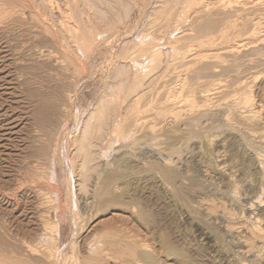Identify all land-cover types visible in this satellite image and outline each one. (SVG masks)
<instances>
[{"label":"rangeland","instance_id":"1","mask_svg":"<svg viewBox=\"0 0 264 264\" xmlns=\"http://www.w3.org/2000/svg\"><path fill=\"white\" fill-rule=\"evenodd\" d=\"M100 1L0 0V54L12 53L18 78L4 103L22 99L8 114L36 108L46 90V117L57 122L47 123L51 143L34 123L12 135L6 160L0 153V185L21 204L28 186L41 187L51 202L46 219L62 233L53 259L42 245L32 255L21 246L42 230L5 208L0 255L16 264H150L149 256L155 264H264V0ZM245 97L251 107L239 101ZM104 103L121 105L116 136L108 129V138L95 140L113 144L88 175L80 171L77 129L94 123Z\"/></svg>","mask_w":264,"mask_h":264},{"label":"bare ground","instance_id":"2","mask_svg":"<svg viewBox=\"0 0 264 264\" xmlns=\"http://www.w3.org/2000/svg\"><path fill=\"white\" fill-rule=\"evenodd\" d=\"M29 1V0H28ZM53 1V0H52ZM92 1V0H91ZM98 1V0H97ZM100 1V0H99ZM167 2H168V0H166ZM165 1V2H166ZM174 1H176L177 2V0H174ZM174 1H171L172 3H174ZM181 1V0H180ZM179 1V2H180ZM189 0H182L181 2L184 4V6H185V3L187 4V2H188ZM26 2V1H25ZM33 2V1H32ZM31 2V3H32ZM87 2H89V1H87ZM96 2V1H95ZM119 2V1H118ZM175 2V3H176ZM180 2V3H181ZM47 3V2H46ZM50 3V2H49ZM48 3V4H49ZM92 4H93V2H91ZM90 3V4H91ZM97 3H99V2H97ZM96 3V4H97ZM100 3H101V1H100ZM182 3L181 4H179L178 2H177V4H179V5H182ZM9 4V3H8ZM66 4V3H65ZM119 4H121L120 2H119ZM168 4V3H167ZM10 5V4H9ZM27 5V4H26ZM33 5V4H32ZM57 5V4H56ZM82 5V4H81ZM169 5H171V4H169ZM34 6H35V4H34ZM49 6V5H48ZM83 6V5H82ZM174 6V5H173ZM18 7V6H17ZM25 7V6H24ZM96 7V6H95ZM23 8V7H22ZM33 8V7H32ZM48 8V7H47ZM46 8V9H47ZM113 8V7H112ZM175 8V7H174ZM180 8V7H179ZM22 10H24V9H22ZM50 10V9H49ZM52 10V9H51ZM55 10H57V9H55ZM58 11V10H57ZM85 11V10H84ZM46 12H47V10H46ZM54 12V11H53ZM69 12V11H68ZM98 12V11H97ZM58 13H59V11H58ZM63 13V12H62ZM106 13V12H105ZM46 14V13H45ZM50 14L51 15H54L53 13H51V11H50ZM68 14V13H67ZM47 15V14H46ZM63 15V14H62ZM89 15V14H88ZM96 15V14H95ZM103 15V14H102ZM55 16H56V14H55ZM84 16V15H83ZM82 16V17H83ZM69 18V17H68ZM92 18V17H91ZM22 19V18H21ZM52 19H53V17H52ZM59 19V18H58ZM30 20V19H29ZM49 20V19H48ZM60 21V20H59ZM88 22H89V20H88ZM15 25V24H14ZM55 25V24H54ZM9 27V26H8ZM76 27V26H75ZM55 28H56V26H55ZM58 28V27H57ZM41 29V28H40ZM66 30V29H65ZM88 31V30H87ZM64 34V33H63ZM70 35V34H69ZM77 36V35H76ZM65 37V36H64ZM40 38V37H39ZM56 38V37H55ZM88 38V37H87ZM28 39V38H27ZM92 39V38H91ZM32 40V39H31ZM89 41H90V39H89ZM56 42V41H55ZM94 42V41H93ZM67 43V42H66ZM74 43V42H73ZM76 45V44H75ZM84 46H85V44H84ZM83 46V47H84ZM1 47H2V45H1ZM64 47V46H63ZM70 47V46H69ZM73 47V46H72ZM2 48H5V47H2ZM7 48V47H6ZM68 48V47H67ZM71 48V47H70ZM39 49V48H38ZM67 50V49H66ZM1 51H2V49H1ZM43 51V50H42ZM51 51V50H50ZM50 51H48V52H50ZM4 52V51H3ZM7 52H9V51H7ZM5 53H6V51H5ZM80 53V52H79ZM155 53V52H154ZM153 53V54H154ZM4 54V53H3ZM3 54H0V153H2L3 154V158L2 159H4V160H6L5 158H6V156L7 155H9L10 153L9 152H7L8 151V142L9 141H11L13 138H11L12 137V135H17V134H19L20 132V130L25 126H30V124L32 125L33 123L34 124H36V125H34L36 128L38 127L40 130H38V131H42L46 136H47V139L49 140V142L51 143V141H52V139H53V136H54V131L52 130L51 131V129H49L50 127L49 126H51L50 124H54V123H57V122H54L52 119H49V118H47L46 116L48 115L49 117H50V115L46 112L47 111V107L48 106H50V105H48V101H46L47 100V98L45 99L44 97H46L48 94H49V92H47V93H45L46 92V90H43L44 91V93L43 94H41V95H44V94H47L46 96H41V97H39V96H37V98L39 97L40 99H38L37 101H39V102H37L38 103V105L36 106V108H34V109H31V107H29L30 108V111H27V110H25V111H27L26 113H25V111H23V113L22 112H20L19 110H18V112H17V114H16V112H15V114L14 115H10V114H8V112L12 109L11 107H13V105H11V102L12 101H14V103H16V101H17V105H19L18 103H20V102H22L21 100H19L20 99V97H19V99H18V96L17 97H14V98H11V102L9 103V104H5L6 102V95L8 94L7 93V91L9 90V91H11L10 89H13L14 88V90H15V86L18 84V78H16L17 76H16V74H14L13 73V67L11 66V64H12V60H13V57H12V53H11V56H10V53H8L7 55H3ZM53 54V53H52ZM66 54V53H65ZM1 55H3V56H1ZM43 55H45V57H50L51 55L49 54V53H43ZM55 55V54H54ZM69 55V54H68ZM78 55V54H77ZM10 56V57H9ZM194 56V55H193ZM204 56V55H203ZM6 57H9L8 58V60H7V58ZM6 58V60H4ZM42 58V57H41ZM55 58V57H54ZM159 58V57H158ZM49 59V58H48ZM51 59V58H50ZM57 59V58H56ZM55 59V60H56ZM43 60V59H42ZM67 60V59H66ZM179 60V59H178ZM184 60V59H183ZM53 61V60H52ZM16 62V61H15ZM57 62H58V60H57ZM56 63V62H55ZM54 63V64H55ZM13 64H14V62H13ZM60 64V63H59ZM32 66V65H31ZM51 66V65H50ZM16 67V66H15ZM61 68V67H60ZM24 69V68H23ZM26 69V68H25ZM74 69V68H73ZM21 70V69H20ZM57 70V69H56ZM38 71V70H37ZM54 72H56V71H54ZM17 73V72H16ZM176 74V73H175ZM174 74V75H175ZM29 75V74H28ZM50 75V74H49ZM53 76H55V75H53ZM177 76H178V74H177ZM180 76V75H179ZM48 77V76H47ZM41 78V77H40ZM55 78V77H54ZM56 78H57V76H56ZM60 78V77H59ZM179 78V77H178ZM181 78H183V76L182 77H180V79ZM180 79H178V81L180 82H178L179 83V85H180V87H181V89H182V87L184 86V82L182 81V80H180ZM46 80V79H45ZM62 80V79H61ZM53 81V80H52ZM62 82H64V81H62ZM218 83V82H217ZM124 85V84H123ZM178 85V86H179ZM213 85V84H212ZM218 85V84H217ZM11 86V87H10ZM18 86V85H17ZM122 86V85H121ZM173 86H174V84H173ZM236 86V85H235ZM57 87V86H56ZM123 87V86H122ZM175 87H176V85H175ZM193 87V86H192ZM210 87V86H209ZM213 87V86H212ZM222 87V86H221ZM231 87V86H230ZM57 88H59V87H57ZM170 88H172V87H170ZM169 88V89H170ZM174 88V87H173ZM178 88V87H177ZM215 88V87H214ZM240 87H238V89H239ZM242 88H244V87H242ZM39 89V88H38ZM43 89V88H42ZM61 89H62V87H61ZM119 89H120V87H119ZM122 89V88H121ZM210 89V88H209ZM208 89V90H209ZM236 89V88H235ZM234 89V90H235ZM13 90V91H14ZM17 90V89H16ZM31 90V89H30ZM48 90V89H47ZM123 90V89H122ZM176 92H177V90L178 89H174ZM184 90V89H183ZM207 90V91H208ZM13 91H11V92H13ZM20 91V90H19ZM43 91H41V93L43 92ZM55 92H57L56 91V89L54 90ZM60 91V90H59ZM63 91H65V90H63ZM121 91V90H120ZM169 91V90H168ZM171 91H173V89L171 90ZM180 91V90H179ZM205 91L206 90H204L203 92H204V94H205ZM214 91V90H213ZM233 91V90H232ZM236 91H238V90H236ZM247 91V90H246ZM10 92V93H11ZM35 92V91H34ZM39 92V91H38ZM122 92V91H121ZM176 92H174V93H176ZM190 92V91H189ZM188 92V93H189ZM200 92V91H199ZM198 92V93H199ZM20 93V92H19ZM18 93V94H19ZM37 93V92H36ZM51 93H53V91L51 92ZM61 93V92H60ZM66 93V92H65ZM70 93V92H69ZM165 93V92H164ZM163 93V94H164ZM166 93H168V92H166ZM171 93V92H170ZM173 93V92H172ZM171 93V95H169L168 96V94H167V97H168V100H170V102H169V105L172 103L171 101L172 100H174L173 99V97L175 96L174 94H172ZM182 93H183V91H182ZM182 93H180V96L182 97ZM197 93V94H198ZM211 93V92H210ZM213 93V92H212ZM12 94V93H11ZM32 94V93H31ZM38 94V93H37ZM55 94V93H54ZM58 94V93H57ZM56 94V95H57ZM62 94H63V92H62ZM62 94H60V96L62 97L63 95ZM184 94H186V93H184ZM196 94V95H197ZM209 93H207V94H205L206 96L208 95ZM242 94V93H241ZM15 95H17V94H15ZM15 95H13V96H15ZM34 95H36V94H34ZM53 95V94H52ZM65 95H67V96H69L70 94H65ZM203 95V94H202ZM234 95H236V94H234ZM245 95H247V93L245 94ZM4 96H5V98H4ZM22 96V95H21ZM33 96V95H32ZM49 96V95H48ZM47 96V97H48ZM54 96L55 95H53V98H54ZM141 96V95H140ZM164 96H165V94H164ZM178 96H179V93H178ZM179 96V97H180ZM188 96V95H187ZM230 96V95H229ZM238 96H239V94H238ZM249 96V95H248ZM263 96V95H262ZM30 98H31V96H29ZM51 97V96H50ZM59 97V96H58ZM57 96H56V98H58ZM64 97V96H63ZM69 97H71V96H69ZM68 97V98H69ZM138 97V96H137ZM162 97H163V95H162ZM161 97V98H162ZM171 97H172V100H171ZM189 97V96H188ZM202 97V96H201ZM240 97H244V96H240ZM239 97V98H240ZM29 98V99H30ZM36 98V97H35ZM49 98V97H48ZM52 98V99H53ZM56 98H54V99H56ZM204 98V97H203ZM206 98V97H205ZM204 98V99H205ZM219 98V97H218ZM237 98V97H236ZM235 98V99H236ZM246 98V99H245ZM245 98H243L244 100H239V101H244V103H245V105H243V106H248L249 105V107H251L250 106V104H249V102H250V98L249 97H245ZM24 99V98H23ZM49 99H51V98H49ZM64 99V98H63ZM67 99V98H66ZM139 98H137V99H135L136 101L138 100ZM166 99V98H165ZM164 99V100H165ZM177 99V100H176ZM176 101H178V99L179 98H177L176 97ZM183 99V98H182ZM188 99H190V98H188ZM193 99V98H192ZM209 99V98H208ZM238 99V98H237ZM8 100V99H7ZM59 100V99H58ZM68 100V99H67ZM179 100H181V99H179ZM191 100V99H190ZM2 101H3V103H2ZM31 101V100H30ZM61 101V103H62V101L63 100H60ZM206 101H207V99H206ZM209 101V100H208ZM207 101V102H208ZM252 101V100H251ZM264 101V100H263ZM262 101V102H263ZM5 102V103H4ZM32 102V101H31ZM57 102H59V101H57ZM56 102V103H57ZM161 102H163V98H162V100H161ZM167 102V104H168V101H166ZM175 101H173V103H174ZM181 102H183V101H181ZM184 102H186V101H184ZM206 102V103H207ZM236 102H238V101H236ZM26 103H27V101H26ZM53 103V102H52ZM60 103V104H61ZM63 103H65V102H63ZM99 103H103V101L102 102H99ZM172 103V104H173ZM164 104H165V102H164ZM166 104V105H167ZM175 104V103H174ZM173 104V105H174ZM181 104V103H180ZM194 104V103H193ZM235 104H237V103H235ZM241 104H242V102H241ZM241 104H240V106H241ZM257 104V103H256ZM258 104H260V103H258ZM257 104V105H258ZM263 104V103H262ZM33 105V104H32ZM56 105H58V103L56 104ZM64 105V104H63ZM182 105V104H181ZM237 105H239V104H237ZM255 104H253V106H254ZM261 105V104H260ZM52 106H55V103L52 105ZM67 105L65 104V107H66ZM170 106H172V105H170ZM193 106V105H192ZM195 106V105H194ZM193 106V107H194ZM262 106H264V105H262ZM33 107V106H32ZM56 107V106H55ZM164 107H166V106H164ZM172 107H176V106H172ZM178 107V106H177ZM176 107V108H177ZM256 107L257 106H255V108H253V110H252V112L254 113L253 115L254 116H256V113L258 112V110L261 108H259L258 110L256 109ZM11 108V109H10ZM22 108V107H21ZM51 108V107H50ZM50 108H48L49 110H50ZM60 108H62V110H65L64 109V107H60ZM59 108V110H61ZM67 108V107H66ZM120 108H121V105L118 103V104H113L111 107L110 106H106V103H104V107L102 106L100 109H98V110H96V111H94V113L92 112V114H91V116L90 117H92V118H94L95 117V119H96V121L93 123H90V120H91V118L86 122V124L84 125V126H81L80 128H78L76 131L77 132H79L80 133V136L77 138V140H76V143H77V153H79L81 156V158H79V159H81V164H80V166H81V169L77 166V168H79L80 169V171L83 169V170H85V172H89L90 171V169H92L91 171H93V169H95V167H94V165H96V164H94L93 162L94 161H96V159H98V160H102L101 158L102 157H106L107 156V150L108 149H110V147L112 146V137H115L116 136V130H117V125H118V123H116L117 121H118V117L120 116V114H119V112H120ZM167 108H170V107H167ZM175 108V109H176ZM18 109V108H17ZM27 109V108H26ZM162 109V108H161ZM171 109V108H170ZM211 109V108H210ZM21 110V109H20ZM34 110V111H33ZM58 110V111H59ZM95 110V109H94ZM166 110V109H165ZM165 110H159V112L158 113H162V111H164L165 112ZM167 110H169V109H167ZM172 110V109H171ZM171 110H169V113L170 114H167V116L168 115H170L171 116ZM174 110V109H173ZM193 110H195V109H193ZM50 111H52V110H50ZM54 112L56 111L55 109L53 110ZM178 112V110H175V112ZM183 111V110H182ZM242 111H245V110H242ZM250 111H251V109H250ZM259 111H261V110H259ZM53 112V113H54ZM57 112V111H56ZM60 113H62L61 111H59ZM154 112V111H153ZM167 112V111H166ZM174 112V111H173ZM174 112V114H172V116L174 115L175 116V114L177 113H175ZM180 112H181V109H180ZM184 112V111H183ZM190 112V111H189ZM12 113V112H11ZM25 113V114H24ZM46 113H47V115H46ZM52 113V112H51ZM66 113V112H65ZM158 113H157V115H158ZM160 113V114H161ZM58 114V113H57ZM55 115V118H56V116H58V115ZM119 114V115H118ZM159 114V115H160ZM166 114V113H165ZM179 114V116H180V113H177V115ZM184 114V113H183ZM189 114V113H188ZM53 115V114H52ZM52 115H51V118H52ZM60 115V114H59ZM156 115V114H155ZM62 116V115H61ZM149 116V115H148ZM160 116H163V121L165 122L166 121V119L168 118L166 115H163V113L160 115ZM164 116L165 117H167L165 120H164ZM169 116V117H170ZM59 117V116H58ZM150 117V116H149ZM177 117V116H176ZM181 117V116H180ZM256 117H258V116H256ZM60 118V117H59ZM82 118H83V116H82ZM146 118V117H145ZM175 118V117H174ZM173 118V119H174ZM179 118V117H178ZM57 119V118H56ZM59 120V119H58ZM61 120H63V119H61ZM152 120H154V119H152ZM168 120V119H167ZM175 120V119H174ZM158 121V120H157ZM156 121V122H157ZM176 121V120H175ZM47 123H49V126H47ZM162 123V120H161V122L158 124V125H160ZM84 124V123H83ZM187 124V123H186ZM162 125H163V123H162ZM178 126V125H177ZM32 127V126H31ZM52 127H54V126H52ZM153 127V126H152ZM156 127V126H155ZM179 127H181L180 125H179ZM29 128V127H28ZM35 128V129H36ZM178 128V127H177ZM33 129V128H32ZM62 129V128H61ZM110 130V133H111V135H112V137H111V139H110V137H109V139L107 140L106 139V144L105 145H100V147L99 146H97L96 144V147H95V149L97 148V150H99V151H97L98 153H97V155H95L94 153H93V149H94V143H95V140L97 141V140H99V139H101L102 137L104 138V135H106L107 133H106V131L107 130ZM153 129V128H152ZM181 129V128H180ZM35 131V130H34ZM37 131V132H38ZM76 132V133H77ZM106 133V134H105ZM108 133H109V131H108ZM109 133V134H110ZM108 134V135H109ZM183 134H184V132H183ZM44 135V136H45ZM77 135V134H76ZM79 135V134H78ZM77 135V136H78ZM35 136H37V135H35ZM39 136V135H38ZM42 136V135H41ZM107 136V135H106ZM22 137V136H21ZM40 137V136H39ZM38 137V139H40ZM36 138V137H35ZM76 138V137H75ZM107 138H108V136H107ZM33 139V138H32ZM37 139V138H36ZM22 140H23V137H22ZM25 140V139H24ZM27 140V139H26ZM48 140H47V142H48ZM54 140V139H53ZM105 140V139H104ZM14 141V140H13ZM21 141V140H20ZM37 141V140H36ZM40 141V140H39ZM31 142V141H30ZM43 142V141H42ZM46 142V141H45ZM48 142V143H49ZM53 142V141H52ZM98 142V141H97ZM10 143V142H9ZM16 143V142H15ZM18 143V142H17ZM28 143V142H27ZM37 143V142H36ZM41 143V142H40ZM99 143V142H98ZM101 143V142H100ZM31 144V143H30ZM43 145V144H42ZM41 145V146H42ZM46 145V144H45ZM74 145H75V143H74ZM15 146V145H14ZM27 146V145H26ZM29 146V145H28ZM76 146V145H75ZM32 147V146H31ZM36 147H38V146H36ZM40 147V146H39ZM52 148V146H51V144L49 145V144H47V146H45L44 147V145H43V148H42V150L41 151H46L47 152V150L49 151L50 149H48V148ZM57 147V146H56ZM22 148V147H21ZM12 149V148H11ZM18 149V148H17ZM20 149V148H19ZM57 149V148H56ZM59 149V148H58ZM21 150H23V149H21ZM39 150H40V148H39ZM75 150V151H76ZM24 151V150H23ZM22 151V152H23ZM58 151V150H57ZM61 151V150H60ZM96 151V150H95ZM28 152V151H27ZM35 152V151H34ZM43 152L41 153V154H33V155H35L33 158L35 159V157H36V155H40L41 157H42V154H43ZM40 153V152H39ZM49 153H50V151H49ZM59 154V153H58ZM261 154V153H260ZM263 154V153H262ZM16 155V154H15ZM30 155V154H29ZM28 155V156H29ZM43 155H45V154H43ZM50 155V154H49ZM48 155V156H49ZM77 156H78V154H76ZM11 156V155H10ZM21 156V155H20ZM26 156V155H25ZM47 156V155H46ZM262 156V155H261ZM1 157V156H0ZM22 157V156H21ZM10 158V157H9ZM77 158V157H76ZM76 158H74V160L76 159ZM257 158H259V155L257 156ZM261 158V157H260ZM259 158V159H260ZM264 158V157H263ZM262 158V159H263ZM33 159V160H34ZM39 159H40V157H39ZM44 159H45V156H44ZM46 159H47V157H46ZM49 159H52V158H49ZM73 159V158H72ZM78 159V160H79ZM261 159V160H262ZM48 160V159H47ZM119 160V159H118ZM264 160V159H263ZM262 160V161H263ZM8 161V160H7ZM36 161H39V160H36ZM35 160H34V162H36ZM42 160H40V162H41ZM120 161V160H119ZM122 161H124V160H122ZM18 162V161H17ZM126 162V161H125ZM27 163V162H26ZM42 163V162H41ZM44 163V162H43ZM79 163H80V161H79ZM29 164V163H28ZM36 164L38 165V163L36 162ZM35 164V165H36ZM76 164L77 163H74V165L71 167L70 166V168H72V169H74V171H76ZM123 164H125V163H123ZM128 164V163H127ZM126 164V165H127ZM262 164V163H261ZM40 165V164H39ZM38 165V166H39ZM41 165H43V164H41ZM70 165H71V163H70ZM262 165H264V164H262ZM28 166V165H27ZM29 167H32V166H29ZM42 167V166H41ZM41 167H39V168H41ZM28 168V167H27ZM43 168V167H42ZM125 168V167H124ZM37 169H38V167H37ZM36 169V167H35V169H29V170H32L33 172H36V173H39L40 171L39 170H37ZM51 169V168H50ZM78 169V170H79ZM53 170H55V169H53ZM86 170H88V171H86ZM263 170H264V167H263ZM73 171V170H72ZM71 171V172H72ZM90 171V172H91ZM29 172V171H28ZM31 172V171H30ZM56 172V171H55ZM81 172H83V171H81ZM81 172H79V173H81ZM90 172L88 173V175L90 174ZM17 173V172H16ZM74 173V172H73ZM84 173V172H83ZM82 173V174H83ZM72 174V173H71ZM33 175V174H32ZM84 175H86V174H84ZM88 175H86V178L87 177H89ZM91 175V174H90ZM20 177H21V175H20ZM81 177H83V179L85 178L83 175L81 176ZM10 178V177H9ZM37 178H39V179H37V180H40L41 178H43L42 177V175H38V177ZM3 180V179H2ZM14 180V182H15V180L16 179H13ZM24 180V179H23ZM26 180V179H25ZM35 180V183H36V178L34 179ZM11 182V181H10ZM28 182H29V180H28ZM32 182V181H31ZM37 182H39V181H37ZM9 183V182H8ZM7 183V184H8ZM16 183H20V182H18V181H16ZM23 183H24V181H23ZM23 183H21V184H23ZM32 183H34V182H32ZM2 184V183H1ZM10 184V183H9ZM11 185V184H10ZM9 185V186H10ZM25 185V184H24ZM42 185V184H41ZM40 185V186H41ZM4 185H2V187H3ZM13 186H14V184H13ZM19 186V185H18ZM23 186V185H22ZM21 186V187H22ZM36 186H37V184H36ZM33 187V186H28V188L26 189L27 191H23V192H21L22 194H29V200H27V202H25L24 204H21L19 201H17L16 199H14V197L13 196H11V195H13V191L12 192H10V189H8V191L10 192V193H12V194H10L9 192H7V188H5V190L1 187V185H0V210H3V209H7V208H11V210H12V208H14L17 212H19V216L20 217H22L23 218V220L26 222V223H31V225L33 224L34 226H35V228H38L39 229V233H41V230H42V233L40 234V236L39 237H37V239L36 240H34L33 242H27V244L26 243H24L25 241H23V240H21V242L23 241V246H21L23 249L22 250H24V251H27V252H29V253H32V255L35 253V252H37L38 251V246H39V248H40V245H42V247H44V252H43V257L45 258V259H50V258H52L53 259V257H55V256H57L58 255V253H59V251H60V249H61V246H62V233H61V228H59L60 227V225H59V227L58 228H56V226H53V225H51V223H49L50 221V219L51 218H53V217H50L49 218V220L47 221V219L46 218H48V217H46V215L48 214V212H46V211H48L47 210V202H48V200H49V198L47 199L46 197V195H44L43 194V189L41 188V187ZM11 187V186H10ZM16 187V186H15ZM42 187H43V185H42ZM14 188V187H13ZM19 188H20V186H19ZM15 189V188H14ZM13 189V190H14ZM18 189V188H17ZM21 189V188H20ZM19 189V190H20ZM46 189V188H45ZM21 191V190H20ZM47 192V191H46ZM17 195V194H16ZM59 195V194H58ZM22 196V195H21ZM26 196V195H25ZM50 196V195H49ZM52 197V196H51ZM54 197V196H53ZM59 197H61V196H59ZM60 199V198H59ZM258 199H259V197H258ZM56 200V199H55ZM261 200V199H260ZM263 200V199H262ZM52 201V200H51ZM23 202V201H22ZM50 202V201H49ZM48 202V203H49ZM70 202V201H69ZM261 202V201H260ZM51 203V202H50ZM59 204H60V202H58ZM55 204V203H54ZM58 206V205H57ZM63 206V205H62ZM71 206V205H70ZM52 207V206H51ZM60 208H61V206H60ZM52 211H53V209L52 208H50ZM49 209V210H50ZM56 209V208H55ZM57 209H59L58 207H57ZM56 209V211H59L60 212V209L59 210H57ZM63 209V208H62ZM51 211V212H52ZM72 211V210H71ZM10 212V211H9ZM14 212V211H13ZM54 212V211H53ZM62 212V211H61ZM60 212V213H61ZM3 213V212H2ZM45 213H47V214H45ZM49 213H50V211H49ZM58 213V212H57ZM14 214V213H13ZM51 214V213H50ZM63 214H64V212H63ZM4 215V214H3ZM15 215V214H14ZM49 215V214H48ZM65 215V214H64ZM16 216V215H15ZM18 216V217H19ZM50 216V215H49ZM52 216H54L55 217V215H52ZM62 216V215H61ZM60 217V216H59ZM63 217V216H62ZM5 218V217H4ZM19 219V218H18ZM57 220H58V218H57ZM19 221V220H18ZM51 221H53V220H51ZM154 221H156V220H154ZM58 222V221H57ZM56 222V223H57ZM254 222V221H253ZM21 223V222H20ZM53 223V222H52ZM55 223V224H56ZM152 223H154V222H152ZM57 225V224H56ZM27 226V225H26ZM58 226V225H57ZM25 227V226H24ZM4 230V229H3ZM31 233V232H30ZM22 239V238H21ZM20 244V243H19ZM22 244V243H21ZM20 244V245H21ZM87 244V243H86ZM19 245V246H20ZM87 246V245H86ZM8 247V246H7ZM13 248V247H12ZM91 248V247H90ZM17 249V248H16ZM15 251V250H14ZM173 251V250H172ZM16 252V251H15ZM20 252V251H19ZM41 252V251H40ZM39 252V253H40ZM174 252V251H173ZM5 253V252H4ZM11 253V252H10ZM12 254V253H11ZM36 254V253H35ZM19 255H20V253H19ZM6 256V255H5ZM22 256V255H21ZM3 256H1L0 255V258H1V260H2V262L0 261V264H16L17 263V261H16V263H14V261H12V260H10V258L8 257V258H5V259H3L2 258ZM16 257V256H15ZM146 257H148V256H146ZM62 258V257H61ZM145 258V257H144ZM18 259V258H17ZM42 259V258H41ZM14 260V259H13ZM145 260H146V258H145ZM20 261V260H19ZM150 262V264H153L154 262H152L151 263V261H152V259H151V257L149 256L148 257V260L146 261V263H149ZM65 263V262H64ZM188 263H190V264H196L194 261H191V260H188ZM19 264H24L23 262L21 263H19ZM31 264V263H30ZM155 264V263H154Z\"/></svg>","mask_w":264,"mask_h":264}]
</instances>
